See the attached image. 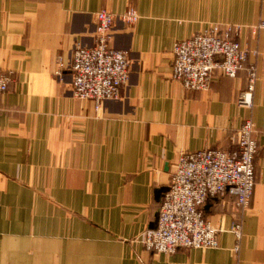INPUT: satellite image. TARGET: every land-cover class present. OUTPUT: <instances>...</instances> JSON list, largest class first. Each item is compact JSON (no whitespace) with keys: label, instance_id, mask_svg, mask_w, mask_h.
Here are the masks:
<instances>
[{"label":"crops","instance_id":"obj_1","mask_svg":"<svg viewBox=\"0 0 264 264\" xmlns=\"http://www.w3.org/2000/svg\"><path fill=\"white\" fill-rule=\"evenodd\" d=\"M128 6L139 20L117 19L112 45L129 55V79L96 112L72 93L73 51L94 45L97 11ZM260 21L264 0H0V68L12 72L0 94V264H264V28L251 33ZM211 23L241 27L258 69L250 108L237 104L245 73L202 92L170 79L173 44ZM247 118L258 146L249 206L205 204L222 229L216 248L147 251L143 233L156 226L179 153L229 148Z\"/></svg>","mask_w":264,"mask_h":264},{"label":"built area","instance_id":"obj_2","mask_svg":"<svg viewBox=\"0 0 264 264\" xmlns=\"http://www.w3.org/2000/svg\"><path fill=\"white\" fill-rule=\"evenodd\" d=\"M95 35L92 47L74 48L70 73L72 93L91 101L98 112L105 101L121 98L129 79L130 58L112 45V29L117 19L128 26L139 20L137 10L128 6L121 14L100 9L94 14ZM264 28L260 21L251 27L255 34ZM241 27L228 23H211L172 47L170 79L192 92L209 89L213 78H235L245 73L246 87L239 92L237 104L250 108L258 79L254 62H248V51L238 41ZM254 54H257L254 52ZM55 74L64 69L62 56L56 57ZM12 72L0 68V94L8 91ZM250 118L228 137L227 149H204L180 152L171 173L169 185L158 209L156 226L143 233L142 244L151 253L172 255L179 249H212L219 243L221 228L215 227L204 214L209 200L228 198L232 213H241L252 198L255 185L257 142ZM235 239L231 249L238 255L242 240L239 216L229 229Z\"/></svg>","mask_w":264,"mask_h":264}]
</instances>
